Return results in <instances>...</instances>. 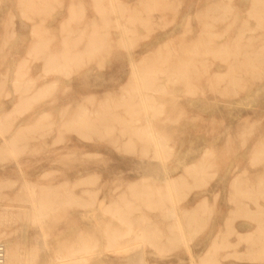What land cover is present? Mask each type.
Returning <instances> with one entry per match:
<instances>
[{
    "label": "rangeland",
    "instance_id": "374dc122",
    "mask_svg": "<svg viewBox=\"0 0 264 264\" xmlns=\"http://www.w3.org/2000/svg\"><path fill=\"white\" fill-rule=\"evenodd\" d=\"M67 1L0 0L6 263L264 264V0Z\"/></svg>",
    "mask_w": 264,
    "mask_h": 264
},
{
    "label": "bare ground",
    "instance_id": "6f19581e",
    "mask_svg": "<svg viewBox=\"0 0 264 264\" xmlns=\"http://www.w3.org/2000/svg\"><path fill=\"white\" fill-rule=\"evenodd\" d=\"M97 4H100L101 2L103 3V0H94ZM67 3H68V5H67V10H68V18H71L72 16H73V14L75 13L74 11H75V9H76V7H77V5L78 4H80L81 5V3H84L85 4V6H86V4L87 5H91V0H87V1H85V0H68L67 1ZM101 3V4H102ZM42 8V7H41ZM94 14V16H96V14L95 13H93ZM100 14V13H99ZM93 16V15H92ZM87 18V17H86ZM89 19H90V17H88ZM95 18V17H94ZM89 19H87L88 21H90ZM85 22V21H84ZM83 22V23H84ZM91 22V21H90ZM94 22V21H93ZM89 23V22H88ZM86 25V23L84 24V26ZM91 25L93 26L91 29H93V28H96L97 30H99V28H97L96 26H95V24H92L91 23ZM82 28H80V29H84L83 28V26H81ZM91 27V26H90ZM85 30H83L82 32H84ZM87 31H90V30H87ZM82 32H81V36H82V38H83V35H85V34H83L82 35ZM88 34H90L89 35V37H90V39L88 40V43H87V48H86V51L89 53V55L90 54H94L95 52L97 53V51H100V49H101V47H103V43H104V39H105V37H104V39H102V36L104 35V34H101V33H99V32H94V29H93V31L92 32H88ZM88 36V35H87ZM78 37H75V40H74V38L72 39V40H74V41H72L71 39H69V37L68 38H66V39H69L70 41H72V42H75V41H77L78 42V40H76ZM79 38H81L80 36H79ZM62 39H63V37H62ZM63 40H65V39H63ZM68 40V41H69ZM86 40V39H85ZM65 41H67V40H65ZM65 41H64V43L62 42V41H57V42H62V44L64 45L65 44ZM69 41V43H70V45H71V42ZM79 41H81V40H79ZM84 42V39H83V41L81 42V43H83ZM86 42V41H85ZM75 44H77V43H74L73 45H72V47L75 45ZM79 44V43H78ZM45 45V44H44ZM62 45V46H63ZM66 45V47L68 48V46H67V43L65 44ZM82 45L83 44H81V48H82ZM36 45H34V49L33 50H35V48L38 50V48L37 47H35ZM61 46V45H60ZM41 47H42V45H41ZM54 47H55V45H54ZM78 47V46H77ZM77 47L75 48V49H77ZM53 48V47H52ZM70 48L71 47H69V50H70ZM74 48V47H73ZM85 48V47H84ZM56 49V48H55ZM55 49H54V51H55ZM59 48L57 47V50H58ZM64 48H62V50L61 51H59L60 53L59 54H61L60 56L58 55L57 57L58 58H56V59H54V58H52V60L51 59H49L48 58V64L49 65H52V66H55V68H62V67H66L69 63V61L70 60H72L71 62H72V64L74 63V61H73V59L75 60L76 59V55L78 54V53H80V52H82L83 50H79V49H77L76 50V52L75 53H72V51H71V53H70V51L69 52H67V51H65V50H63ZM53 50V49H52ZM51 50V51H52ZM60 50V49H59ZM75 51V50H74ZM38 52V51H37ZM53 52V51H52ZM56 52V51H55ZM15 53V52H14ZM75 54V55H71V56H68V54ZM87 53V54H88ZM50 54V53H49ZM53 54V53H52ZM57 54V53H56ZM50 56V55H49ZM48 56V57H49ZM52 56H50V58H51ZM78 60H80V59H78ZM48 64H46V65H48ZM75 64V63H74ZM77 64V63H76ZM48 65V66H49ZM35 78V77H34ZM168 78V77H167ZM1 80V79H0ZM13 82H14V84L13 85H15L14 87H15V89L16 90H18V92H19V90H20V92H22L21 94V100H22V98L24 99L25 97H27L28 96V93H29V91L34 87V80L31 78V79H29V80H24L23 79V75H17V77H16V79H13ZM4 84V83H3ZM16 85H17V88H16ZM36 87H37V85H36ZM38 88V87H37ZM15 90V91H16ZM45 90V89H44ZM43 90H38L37 92H36V95H39V94H41V93H43L42 92ZM33 92V91H32ZM31 92V93H32ZM36 95H34V96H36ZM30 97V96H29ZM29 97L27 98V99H29ZM32 98H34V97H32ZM31 98V99H32ZM30 99V100H31ZM24 101V100H23ZM22 101V102H23ZM28 101V100H27ZM25 102V101H24ZM23 102V103H24ZM143 102V101H142ZM17 103V102H16ZM14 105V104H13ZM20 105V104H19ZM14 107V106H13ZM43 112V111H42ZM95 114L93 115V113H91V112H88L87 110H81L80 112H79V114H78V118L80 117V120H78V122H77V124L80 122V123H85V125L87 124V126L88 127H90V126H92V127H94L95 126V121H94V119H95V117L94 116H96V119L95 120H103L104 118H105V116L103 115H100V113H102V112H98V111H95L94 112ZM104 113H106V112H104ZM44 115V114H43ZM92 116L94 117V118H92ZM81 117H83L82 119H81ZM107 117V119L109 118L108 116H106ZM110 117H111V115H110ZM98 122V121H97ZM99 122H101V121H99ZM80 123L78 124L79 126H81L80 125ZM75 124V123H74ZM101 124V123H100ZM67 125V124H66ZM70 125V124H69ZM76 125V124H75ZM3 127V126H2ZM87 127V128H88ZM5 128V127H4ZM20 128V127H19ZM28 128V127H27ZM20 129H23V128H20ZM28 129H30V127L28 128ZM89 129V128H88ZM7 131V130H6ZM24 131V130H23ZM144 131H145V129H144ZM17 132V131H16ZM21 133H22V131H21ZM15 137H16V135H15ZM28 137V136H27ZM19 138H21L20 136H19ZM30 138H32V137H30ZM13 140V139H12ZM20 140V139H19ZM136 186V185H135ZM135 186H132L133 188H131V191H130V193H123V194H121L120 195V199H119V203H121V204H123V205H125V206H127V204H129V200H128V195L129 196H132L133 198H138V197H140L141 195H143V193L144 192H139L138 191V189H136V188H134ZM173 187H177V184L175 183V185H173ZM143 188H145V187H143ZM46 196V195H45ZM43 204V203H42ZM47 204V203H46ZM46 204H45V206H46ZM43 207V210L45 211V209L44 208H48V207ZM48 206V205H47ZM124 206V207H125ZM130 206V208H131V205H129ZM199 211L196 209V207L191 211V213H190V215H188L187 216V218L189 217V219H187V226L188 225H191L192 223H195V221H197V220H199V218L197 219V217H199ZM197 216V217H196ZM34 217V216H33ZM201 217V216H200ZM196 218V220L195 221H193V219H195ZM33 219V218H32ZM201 219V218H200ZM174 227V226H173ZM190 227V226H189ZM172 234V233H171ZM174 236V235H173ZM172 236V237H173ZM136 238L137 239H142L143 238V235H141V232H140V234L139 235H137L136 236ZM6 255H7V252H6ZM58 260V259H57ZM16 261V256L11 252V255H9V262H10V264H13L14 262ZM85 262V261H84Z\"/></svg>",
    "mask_w": 264,
    "mask_h": 264
},
{
    "label": "built area",
    "instance_id": "2783aa9c",
    "mask_svg": "<svg viewBox=\"0 0 264 264\" xmlns=\"http://www.w3.org/2000/svg\"><path fill=\"white\" fill-rule=\"evenodd\" d=\"M0 264H7L6 263V246L2 242H0Z\"/></svg>",
    "mask_w": 264,
    "mask_h": 264
}]
</instances>
